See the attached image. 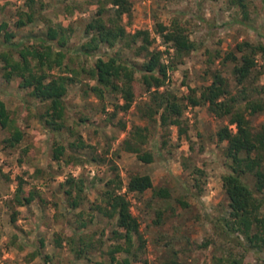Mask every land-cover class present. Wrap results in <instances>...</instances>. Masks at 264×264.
<instances>
[{"label":"rangeland","instance_id":"1","mask_svg":"<svg viewBox=\"0 0 264 264\" xmlns=\"http://www.w3.org/2000/svg\"><path fill=\"white\" fill-rule=\"evenodd\" d=\"M27 1L0 0V29L6 23L16 33L15 43L30 45L38 44L37 38L46 32L44 19L71 28L65 72L71 76L69 70L74 69L80 75L69 86L67 127L57 134L38 119L44 106L29 91L20 89L16 81L7 83L3 79L0 59V99L25 132L18 148L7 149L2 141L9 133L0 128V264H167L173 259L187 264H218L223 257H234L242 264H264V250L258 252L238 233L228 235V228L220 223L222 218L229 219L223 177L231 169L226 157L227 143L219 142L217 133L230 125V117H216L208 106H189L182 118V133L177 126L163 129L159 116L150 120L145 115L154 102L142 84L128 111L117 108L124 104L120 96L106 94L104 100L100 99L90 91L96 82L83 69L93 66L98 58L116 55L117 51L120 57L131 61L143 59L124 46L101 47L89 57L81 54L80 48L88 40L86 25L100 6L95 0H35L34 9L40 18L18 29L19 12L26 9ZM131 1V15L124 16L123 24L131 34L149 31L154 39L152 50L163 52L162 62L166 65L173 62L174 49L164 44L157 32L159 24L170 26L177 20L196 44V50L183 61L174 62L176 67L169 72L160 91L183 98L195 90L200 96L211 84L213 74L221 72L229 82L232 96L239 101V110L244 111L248 100L264 103L262 56L256 57L257 67L242 86L233 73L235 63L227 60L231 53L241 57L236 50L238 44L264 43V0H249L247 18L230 0ZM235 19L245 21L246 25L234 23ZM3 41L4 32L0 30V54L7 52ZM58 72L56 69L52 73ZM137 77L140 78L139 73ZM247 116L253 129L260 131L264 112ZM137 126L149 129L143 151L154 154L152 164H144L136 154L122 149L129 132ZM230 128L236 131L235 126ZM80 136L85 148H68L61 162L54 161L55 143L69 147ZM115 168L123 181L121 193H126L131 211L139 219L145 245L139 248L136 237L131 252L115 253L113 261L111 252L123 243L114 238L117 222L92 207L102 204L105 184L115 177ZM137 174L150 175L153 189L144 194L128 193L129 179ZM71 176L86 184L84 201L76 210L68 206L63 187ZM20 179L26 182V191L37 189L41 200L29 208L13 209L11 201ZM244 180L255 190L252 175ZM161 191L166 196L159 195ZM256 195L264 202V194ZM14 210L20 213L16 222H12ZM82 221L88 224L87 228L76 231ZM74 232L76 240L84 237L93 243L81 259H76L72 251L73 247L80 248L79 243H67ZM58 237L64 240L62 247L55 244Z\"/></svg>","mask_w":264,"mask_h":264},{"label":"trees","instance_id":"2","mask_svg":"<svg viewBox=\"0 0 264 264\" xmlns=\"http://www.w3.org/2000/svg\"><path fill=\"white\" fill-rule=\"evenodd\" d=\"M99 3L96 15L86 25L85 35L88 40L80 48V52L86 56H92L101 47L116 49L126 47L135 53V57L143 59L142 62L131 61L120 57V51L108 59L98 58L97 61L83 72L96 82L90 87V91L104 100L106 94L120 96L124 100L122 106L117 108L128 111L138 95V88L142 84L150 93L153 105L147 107L146 116L149 119L160 117V125L163 129L177 126L183 133V115L187 107L208 106L209 110L219 118L230 117V125L222 127L217 135L219 142L227 143L226 157L230 161L231 173L223 177V189L229 200V219L222 218L220 223L228 228L227 234H239L243 236L258 252L264 250V214L262 213L263 200L257 197V193L264 194V123L260 131H255L247 114L256 115L264 112L262 101H249L245 104L244 111L239 110L238 99L232 96L230 85L221 72L213 74L212 82L204 88L200 94L192 90L191 94L183 98L168 92L160 91L165 86L169 72L174 70V62L183 61L196 50V44L191 40L187 29L177 20L170 26L159 24L158 34L164 44L174 49V57L171 65L162 62L163 52L152 50L154 39L149 31H137L131 34L123 24V18L131 15V0H95ZM233 7L239 8L247 18L249 0H230ZM35 0H28L26 9L19 12V20L16 28L22 29L27 25L35 23L40 18L34 9ZM42 19H44L42 17ZM47 22V30L37 39L38 44L25 45L22 42L15 43L16 33L8 28L5 23L1 27L4 32L3 45L7 52L0 54L2 61V75L7 83L16 81L20 89L30 92V96L37 100L42 106L38 117L39 121L54 133H63L67 127V104L66 98L69 86L76 82L80 72L69 70L71 76L66 75L68 67L65 64L67 58V45L72 29L62 24L53 25ZM234 23L246 25L245 21L235 19ZM249 26V25H247ZM254 31L255 27L249 26ZM238 58L235 53L229 54L227 60L235 63L233 73L239 85H244L253 70L257 67L256 57L264 59V43L252 44L249 42L238 44L236 47ZM58 69V73H52ZM140 74V78L137 74ZM245 93V91H241ZM144 115V116H145ZM87 119H84L86 121ZM235 126L233 131L230 126ZM125 127V126H124ZM0 128L9 133L2 143L7 149H16L24 141L25 132L17 125L11 116L4 101L0 99ZM148 127L137 126L130 132L122 144V149L137 155V159L144 164H152L155 156L152 152L143 151V146L148 140ZM80 140L70 143L66 147L62 143H55L53 159L61 162L68 148H85V143ZM24 152H27L24 151ZM96 161V160H95ZM252 175L255 179V190L244 180L246 176ZM65 195L68 198V206L72 210L78 209L84 201L86 189L85 181L81 178L69 177L63 185ZM123 181L117 168L115 177L105 184L102 194V204L94 205L93 211H97L105 218L116 220L117 229L113 232L117 242L111 252L113 261L115 253H130L134 247L135 238L139 241V248H144L145 241L141 236L140 222L131 211V203L126 193H121ZM153 189L152 177L145 175H132L127 184V192L131 194H144ZM159 195L166 196L164 191ZM41 196L37 189L26 191V182L20 179L14 198L11 201L12 208H29L32 203ZM20 213L14 210L12 222H16ZM88 224L81 223L82 228ZM224 228V229H225ZM75 233L67 239V243L75 245L79 243L80 248H72L76 259L87 256L89 249L93 247L91 241L84 237L76 240ZM64 240L58 237L55 244L63 246ZM125 245V246H124ZM49 258V257H48ZM102 264V263H97ZM167 264H187L178 259H173ZM218 264H242L234 257H223Z\"/></svg>","mask_w":264,"mask_h":264}]
</instances>
